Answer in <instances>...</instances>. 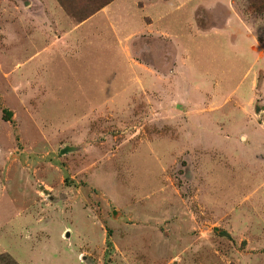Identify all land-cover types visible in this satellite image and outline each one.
I'll use <instances>...</instances> for the list:
<instances>
[{"label": "rangeland", "instance_id": "obj_1", "mask_svg": "<svg viewBox=\"0 0 264 264\" xmlns=\"http://www.w3.org/2000/svg\"><path fill=\"white\" fill-rule=\"evenodd\" d=\"M134 1L0 0V264H264L259 224L245 217H258L253 203L263 201L264 171L253 164L211 166L203 178L196 144L213 119L229 131L244 127L232 137L248 148L255 131L264 138V0H182V8L172 9L183 20L191 16L185 42L216 29L228 35L235 57L251 56L235 73L241 90L253 74L247 106L230 96L216 108L214 100L229 92L216 82L215 95L204 97L182 86L188 102L150 96L148 69L159 71L157 58L170 46L143 37V48L160 43L152 58L128 33L120 46V20L132 21L145 3ZM120 3L130 6L127 19L115 15ZM55 7L64 21L88 19L91 37L59 24L58 15L48 14ZM41 8H49L41 41L64 48L50 61L25 52L31 30L23 16ZM215 42L218 52L230 54L227 44ZM82 51L90 55L81 57ZM170 56L187 57L185 77L214 74L196 54ZM172 79L159 86L169 88L177 83ZM165 103L171 106L160 107ZM245 206L249 211L241 213ZM244 242L259 252L245 258Z\"/></svg>", "mask_w": 264, "mask_h": 264}, {"label": "crops", "instance_id": "obj_2", "mask_svg": "<svg viewBox=\"0 0 264 264\" xmlns=\"http://www.w3.org/2000/svg\"><path fill=\"white\" fill-rule=\"evenodd\" d=\"M52 5L56 6L55 0H52ZM120 2L121 0H117V2ZM145 1L143 3L142 11L138 12V16L136 15L137 12L134 13V19L132 21H125L123 22V19L120 20V24L123 26V30L120 36V46H124V40H125V33H128L127 35L132 37L133 39H139L140 40V53L147 52L152 58H156L157 56V49H158V44L160 43H155L152 44L153 46L149 48H143V37L146 39H155L162 41L163 44H168L170 48L166 50V55L164 58H157L158 60V67L159 71L154 75H151L153 73L152 69H148V81H147V88L148 90L152 91V95L150 96H161L165 98L168 102H173L174 98H176V101H182L187 102L189 101L188 99L185 98V96H188L189 91L187 90V94L183 93V88L182 86H192L189 89L195 93V96L198 97H204L206 95H210L211 93L215 95V90L218 88L216 84H219V89L221 92L225 89L228 88L229 92L223 96L222 101L220 100H214V104H212L215 108L219 105L218 103H223L224 100L229 99V97L233 96V99L239 100L240 101V106H247V100L250 99L247 96H250L248 94H251L252 91V85H253V74L252 72L250 73L249 76V81L247 82L246 86L241 90L237 86L236 78H235V73H236V66L238 64H241L245 59H248L251 61V56L246 55L245 51V57L243 56L242 58H237L235 57V51L231 50L229 46H231L230 42H226V39L228 35L226 33L219 32V30H211L208 32V34L203 35V37L199 38V41L195 42H185L184 39V33H187L184 28V23L188 25L191 16L186 17L187 19L183 20L182 14L175 15L178 10H172L174 7L177 8H182L183 7V1L181 3H177L175 5H171L173 2H179L180 0H141ZM173 1V2H172ZM193 1V0H190ZM189 1V2H190ZM218 1V0H216ZM225 0H222V2ZM116 2V3H117ZM136 0L134 1L133 6H135ZM125 4V5H124ZM127 3H120V10H100L102 13L106 11L107 16H111L113 12H115V15H120V18L127 17L129 16V11H130V6H126ZM107 7V6H106ZM57 8V9H55ZM52 8L51 11L48 13L52 16L58 15L59 17V24H66L64 25L66 29L69 28V31L71 32H84L86 35L91 37L92 33V27L88 26V19L78 23H70L68 22V17L64 21L63 14L60 11L59 7ZM193 8H196L194 6ZM192 8V9H193ZM27 10V9H26ZM49 10V8H44V9H33V11L30 14V10L26 11V15L24 14L22 21V25L27 29L31 30L30 34L29 31H27V38H31L30 45L26 47V54H28V59L31 58L33 60L35 57L39 58L41 57V61L46 57L47 60H52L53 58L60 57L61 51L64 49L63 47L57 46V42L53 41V39H50V43H43L41 39L45 40L44 38V31L46 27V21L43 19L45 17V11ZM204 10V9H203ZM194 11V10H193ZM191 12V15L193 13ZM52 13V14H51ZM105 14V13H104ZM29 17H34V20H29ZM93 19V18H91ZM129 20V19H128ZM231 15H228L227 21L228 24L231 23ZM69 23V24H68ZM179 26H182L180 29ZM189 33V32H188ZM187 33V34H188ZM56 38V37H55ZM219 39V41H216V39ZM36 39V41H35ZM90 38H86L85 43L83 44L84 46H88L87 43ZM201 39V40H200ZM57 40V39H56ZM173 40H176V43L178 45H174ZM216 41V42H215ZM83 42V41H81ZM211 42L215 43H224L227 44L225 47L228 46L230 54L223 55L221 50L218 52L220 49V46L216 44V47L211 46ZM91 43V42H90ZM160 46V45H159ZM145 47V46H144ZM179 47V48H178ZM223 47V48H225ZM164 48V47H163ZM168 47H166L167 49ZM215 49V50H214ZM70 55H75L76 51L73 49L69 48ZM180 51V53L183 54H196L198 61L202 63L206 70H211L213 68L214 74L212 75H206L207 72H203L204 75L202 76H187L185 77L184 73L185 71L188 72L189 70L187 69L188 63H186V59L184 57L179 56V59H176L175 61L171 60V55H173V51ZM227 52V51H226ZM235 52V53H234ZM251 52V50H250ZM249 52V53H250ZM89 56V53H86L84 51L81 52V57L83 56ZM163 55V54H161ZM212 55L214 58H212ZM219 56V57H218ZM182 59L184 63L182 62ZM238 59V60H237ZM40 60H38V65H39ZM135 63V62H134ZM201 64V65H202ZM136 66L141 69V64L135 63ZM151 65V64H150ZM186 65V66H185ZM169 67V68H168ZM144 68V67H143ZM248 70V69H247ZM247 70L243 74L242 77L245 76L247 73ZM147 71V69H146ZM166 72V73H165ZM193 73V72H192ZM167 74V75H164ZM169 76H173L176 78L177 83H172L171 81V86L167 89H162L160 85L161 82H166L169 83L167 80ZM217 76V77H216ZM172 79V80H173ZM215 79H217L215 81ZM246 80V79H245ZM216 82V84H215ZM140 88V86H138ZM175 90V91H174ZM182 90V91H181ZM238 90V92H237ZM168 91V92H167ZM174 91V93H173ZM167 97V98H166ZM245 98H248L247 100ZM235 103V102H234ZM200 104H193L191 106L193 107H198ZM237 105V104H235ZM171 104L165 103L161 104L160 107L168 108L170 107ZM234 106V105H232ZM250 106V105H249ZM230 124V122H229ZM228 124V126H229ZM199 128V127H198ZM244 127L238 126L234 128L233 130H228V127L220 125L219 121H215V119L210 120L208 122L207 126H202L201 131L202 135H199L200 133L198 132V138L196 141L197 144V157L198 161L204 162V168L202 167V174L203 178L205 175L209 172L211 166L212 168H218L220 170H231L233 168L234 170H237L239 168H248L251 167V165H254V168H256V171H259L262 169V172L264 171V159H260L261 157L258 155L263 156L264 158V138H262L263 133L261 131H255V135L252 141V147L248 148L247 145L243 144H238L237 138H233L232 136L236 135L239 131L243 130ZM207 129V130H206ZM199 131V130H198ZM205 134V136L203 135ZM237 142V144H236ZM247 146V147H246ZM239 149V151H238ZM249 153L248 155H244L243 152L245 151ZM257 153V155H256ZM246 154V153H245ZM215 157H217V160H215ZM213 162H222L221 164H215L211 163ZM225 163V164H224ZM229 166L231 168H229ZM232 169V171H234ZM253 170V169H252ZM246 171V170H245ZM232 172L230 173H225L227 175H231ZM215 176V175H214ZM221 176V174L219 175ZM217 180V179H216ZM216 180L214 181V184L216 183ZM247 181H245L246 184ZM220 183V181H219ZM247 185V184H246ZM250 186V185H249ZM264 186V185H262ZM219 185L216 187H213L214 191H217V188ZM204 188V187H203ZM246 188V187H245ZM260 194H263L261 198L262 199L258 200V203H253L254 206H256V210H253L257 212L258 217L256 219H253L254 217H247L245 213L246 219L248 218V221L250 220L252 224H259L258 232H257V241H259L258 247H260L263 252H264V239L258 237L259 230L263 228L264 230V187L260 188ZM253 192V191H252ZM261 201V203H259ZM246 211H249L248 207H244V209L240 212L244 213ZM262 230V229H261ZM250 231V230H249ZM244 253L243 256L245 258L249 257L248 253L250 252H256V249H254L251 246H248V242H244ZM260 255L264 256V253H260ZM244 260V259H243ZM242 261V260H241ZM243 263V261H242ZM245 264V263H244Z\"/></svg>", "mask_w": 264, "mask_h": 264}, {"label": "trees", "instance_id": "obj_3", "mask_svg": "<svg viewBox=\"0 0 264 264\" xmlns=\"http://www.w3.org/2000/svg\"><path fill=\"white\" fill-rule=\"evenodd\" d=\"M7 115H9V113H8V112H4V116H3V117H5V116H7Z\"/></svg>", "mask_w": 264, "mask_h": 264}, {"label": "water", "instance_id": "obj_4", "mask_svg": "<svg viewBox=\"0 0 264 264\" xmlns=\"http://www.w3.org/2000/svg\"><path fill=\"white\" fill-rule=\"evenodd\" d=\"M60 153H61V154L65 153V150H64V149H63V150H61V151H60Z\"/></svg>", "mask_w": 264, "mask_h": 264}]
</instances>
